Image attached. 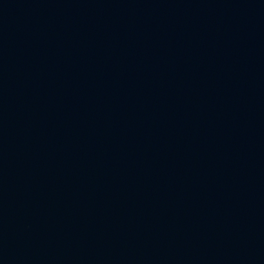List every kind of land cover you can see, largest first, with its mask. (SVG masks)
<instances>
[{
  "label": "water",
  "instance_id": "1",
  "mask_svg": "<svg viewBox=\"0 0 264 264\" xmlns=\"http://www.w3.org/2000/svg\"><path fill=\"white\" fill-rule=\"evenodd\" d=\"M0 264H264V0H0Z\"/></svg>",
  "mask_w": 264,
  "mask_h": 264
}]
</instances>
